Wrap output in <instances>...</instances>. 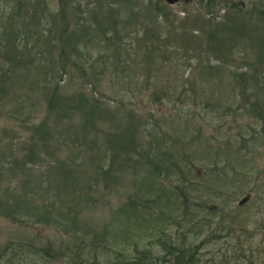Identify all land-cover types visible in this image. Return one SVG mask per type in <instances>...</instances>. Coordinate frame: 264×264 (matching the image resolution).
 <instances>
[{
    "label": "rangeland",
    "instance_id": "rangeland-1",
    "mask_svg": "<svg viewBox=\"0 0 264 264\" xmlns=\"http://www.w3.org/2000/svg\"><path fill=\"white\" fill-rule=\"evenodd\" d=\"M46 1L49 10L57 9L56 0ZM87 1L91 5L95 0H69L67 10L79 15L75 9L77 3L83 5ZM109 1L120 2V16L128 24L118 29L120 54L111 56L113 51H104L102 47L89 48L86 53L79 49L75 54L65 45L63 51L67 58L59 57L57 49L53 51L54 62L49 66L53 79L49 77V80L57 83L61 95H80L87 102L96 100L107 107L110 116L119 119L118 126L126 124L124 115L131 113L130 123H138L136 131L140 142L159 149V153L171 150V160L179 163L184 173L188 172L185 176L176 173L170 177L178 183V177H190L197 191L190 190L189 198L195 204L204 202L207 208L197 210L195 206L192 212L197 215L195 220L190 223L180 220L179 224L169 225L170 230L157 219H152L151 226L150 223L146 226L125 219V214H119V210L131 209L133 204L127 206V203L132 199L135 202L134 195L139 197L141 194V187L133 182L139 179L133 176L132 161L124 157L135 159L136 154L123 155L118 151L115 154L104 144L102 139L106 138L107 142L109 135V141L118 140V135L113 134L115 127L108 121L95 126V129L100 128L94 139L101 144V149L82 144L83 139L76 142L74 136L85 128L79 113L69 112L65 119H61L56 110L45 112L47 97L39 90L29 88L24 81L19 87V62L12 64L11 60L0 57V202H8L5 190L11 186L19 188V182L25 177L44 186L36 190L40 193L36 204L52 199L54 204L60 205L56 201H63L58 214H52L60 218L59 225L52 221H20L5 215L4 207H0V245H7L8 255L12 254V263H8L107 264L120 260L121 255L126 258L147 252L160 257L163 255L162 246L170 241L167 236L170 233L173 243L184 239L187 252L195 251L196 258L200 257L201 261L198 260V264H223L218 261L224 253L228 257L240 255L232 264H264V131L260 133L259 140L250 141V130L246 124L254 120L246 116V111L242 112L239 85L234 81L236 75L245 73L249 76L253 72L264 81V67L257 65V52L247 44L240 53L225 57L224 63H220L218 58L205 51L206 46L202 43V32L207 26L192 27L189 22L194 14L221 21L225 8H219L217 4L226 1V4L240 2L244 12L242 18L254 16L246 13L252 6L254 11L262 9L264 15V0H212L206 6L201 5L205 0H177L171 5L159 0L165 5V17L143 7L145 0ZM151 17L155 20L149 21ZM250 21L256 23L252 18ZM134 22H137V28L153 23L159 26L169 38L166 43L162 42L163 37L160 38L158 44L168 45H165L166 53L174 49L171 53H176L174 61L154 59L151 64L150 61H141L139 49H129L125 53L124 48L128 45L133 47V44L129 38L123 40L121 36L125 33L130 35L128 26ZM173 25H184V29L182 32L177 27L171 29ZM38 28L42 30L43 24ZM42 32L37 33L38 39L44 38ZM186 34L194 39L200 38L203 49L194 44L182 45ZM48 37L53 38L52 35ZM0 51H6L4 57L10 58L17 57L19 53V49L12 51L7 46L0 47ZM196 56L200 57L201 63L197 64ZM61 63L67 64L62 72ZM82 65L84 69H81ZM206 65L214 69L209 70ZM7 68H12L10 79L2 74ZM213 74L221 75L223 79L216 83V79L211 77ZM185 80L194 81L196 97L189 95ZM201 90L204 95L199 97L197 93ZM210 90L215 91V97L210 96ZM223 93L227 99L222 97ZM21 105L24 106L21 108L25 111L23 115L19 113ZM226 106L230 107L231 115L223 113ZM44 114L48 130L46 143L42 145L35 140L36 145L31 146L32 142L27 138L33 135L32 127ZM67 129L71 130L70 134ZM240 130L243 137L240 140L246 142L244 144H239L234 136ZM22 148H32L41 162L38 164V158L28 159V172L19 176L16 171L14 176L7 169V162L13 155L21 157ZM11 151L14 154L9 157ZM124 158L131 163L128 167H125ZM52 160L59 167L67 166L64 179ZM239 162H245V165L240 167L236 164ZM110 166L114 177L104 175ZM77 192L81 198H76ZM245 195L248 198L238 205V200ZM82 198L87 200L85 204ZM75 202L79 209L69 211L67 208ZM72 216L74 226L70 224Z\"/></svg>",
    "mask_w": 264,
    "mask_h": 264
},
{
    "label": "trees",
    "instance_id": "trees-1",
    "mask_svg": "<svg viewBox=\"0 0 264 264\" xmlns=\"http://www.w3.org/2000/svg\"><path fill=\"white\" fill-rule=\"evenodd\" d=\"M68 1L69 0H56L57 9L53 11L49 10L46 0H0V47L7 46V48L12 51L16 48L19 49L17 57H4L6 51H0V57H3V60H11L12 64L19 62V87H21V83L24 81L29 88L39 90L43 96L47 97L45 112L51 113L56 110L58 112L57 115L61 119H65L69 112L72 114L75 112L79 113L82 118V125L85 128L74 136L76 142H80V140L83 139L84 141L82 144L88 147L91 146V148L96 147L101 149V144L97 142L98 140L94 139L96 131L100 128L95 129V126L97 123L101 126L103 121H108L109 124L115 127L113 134L116 136L118 135V140L109 141V135L107 142L106 138L102 139L103 142L105 141L104 144L108 145L111 151L123 152V155L131 153L136 154L135 159L129 156L124 157L132 161L131 169L133 176H136L140 180H133V182H136L139 188L141 187V189H139L141 194L139 197L134 195L135 202H133V199H129L130 202L127 203V206L133 204L131 209H128L130 211L122 209L121 211L119 210V214L121 212L125 214V219H132L134 223H142L146 226L149 223V226H151L152 219H157L160 220L165 229L168 230L171 229L169 225L176 224L177 222L179 224L180 220L190 223V221L193 219L195 220L197 217L195 213H192L195 206L197 210L201 207L207 208V206L204 202L195 204V201L189 198L190 190L193 192L197 191L196 188H193L190 177H176L177 181L180 183L175 182V180L170 177L176 173L185 176L184 174L188 172L184 173V168L180 169L179 163L171 160L173 155L169 152L171 150L165 149L163 150L164 152L159 153V149L151 148L148 143L145 145L142 144L140 142L141 138L137 137L138 132L136 130L138 123H130L133 116L131 113H126L124 115L127 123L122 127L118 126L117 120L119 119L110 116L107 107L105 108L104 105L102 106L100 103L96 102V100L87 102V100L83 99L80 95L77 97L74 95H61L58 91L59 86L57 83L53 84L51 83L52 81L49 80V77L53 79V75L49 72V66L54 62L53 51L55 49H57V54L59 57L61 55V58L62 56L65 57L63 51L65 45L75 54L79 49L86 53L88 51L87 49H95L98 47H102L104 51L112 50L111 56L113 53L120 54L118 51L121 50L118 45V40H120L118 29L119 27L123 29L128 25L125 18L122 19L120 16V2L114 3L115 1L112 0L114 1L112 3L109 0H95L91 5L89 1L83 5L77 3L75 9L78 10L79 15H75L73 12L67 10ZM210 1L212 0H205L203 4L201 1L200 2L201 5L206 6ZM226 2H224V4H217L219 8H225L221 21H216L211 16L209 18H204L201 14L192 15L190 18L191 20H189L192 27L201 28L207 26L202 32L204 34V39L202 42L201 40L199 41L200 38L196 37L194 39V37L186 34L182 38V45L194 44L197 48L203 49L202 42L206 46V52L218 58L220 63H224L225 57L231 58L235 53H240L242 47L247 44L252 46L253 51L257 52L255 56V60L259 63L257 65L259 67H264V15L262 9L254 11V7H250L246 13H251L254 16H249L248 19H245L241 17L244 12L241 11L243 8L239 1L230 2L228 4H226ZM143 7L154 11L162 17L166 15L165 5L159 0H145ZM250 18L256 21V23L250 21ZM152 20H155V18L151 17L149 21ZM41 24H43L42 30L44 32V38L38 39L37 33L41 34L42 32V30L38 28ZM128 27H130V35L125 33L121 38L123 40L129 38L133 47H131V45L126 46L124 48L126 51L125 53H127L129 49L130 51H137L139 49L142 54L141 61H150L151 64H153L154 59L164 62L167 59H169V61L170 59L174 61L173 57H177L176 53L171 54L174 49L166 53L165 45L168 46L167 44H158L160 38L163 37L162 42L167 41L169 38L168 35H165V32L161 31L159 26L157 27L153 23L151 26L141 25L140 28H137V22H134ZM176 27L177 29L180 28L181 32L184 29V25H173L171 29ZM136 28L140 33H138ZM50 35H52L53 38L48 37ZM79 43H81V46ZM196 58L198 61L197 64L202 62L200 57L196 56ZM66 65V63H61V72ZM206 66L209 70L214 69L210 65ZM81 69H84L83 65ZM11 70L12 68H7L2 74L5 76L8 75L10 79L13 76V73L10 72ZM213 71L216 72L218 69ZM206 73L210 74L211 71H206ZM255 73L256 72H253V74L249 76L245 73H241L234 77V81L236 80V84L239 85L240 93L238 96L239 99L242 100L241 107L244 108L242 112L246 111V116L254 120L250 124L245 123L250 130V141L253 142L259 140L260 133L264 131V81L259 80ZM199 77L202 76L199 75ZM203 77L207 79L206 76ZM211 77L216 79V83L223 79L221 75L217 74H213ZM184 83L189 86V95L192 96V98L196 97L195 88H197V86H195L194 81L185 80ZM210 91V96L215 97V91ZM164 94H167V92L164 91ZM202 95H204L202 90L197 93L199 97ZM222 97L227 99L225 93L222 94ZM199 100H201V98ZM217 106L220 107L218 104ZM22 107L24 106L21 105V107H19V113H21V115L25 113V111L21 110ZM223 113L226 116L231 115L230 113L232 112L230 107L226 106L223 108ZM217 116L223 117L222 115ZM24 122L27 123L28 121L25 120ZM258 124H260L259 129L256 128ZM68 129L67 132L70 134L71 130ZM31 130L33 135L27 138V140H31V146L36 145L35 140H39L42 145L46 143L48 136L46 114H44L43 118L36 123ZM62 131L63 130L60 132ZM240 134L241 130L234 133L236 140H238L239 144L246 143L241 141L243 137ZM89 135H91V137H89ZM56 150H58V145H56ZM237 150H239V146ZM21 151L23 152L21 157H15V155H13L7 162L9 167L7 169L14 176L16 171L19 173V176H23V174L28 172L26 167V161L28 159L32 160L38 158V164L41 162L39 156H36L37 152L32 150V148H30V150L23 149ZM11 154H14L13 151L9 153V157ZM110 156L112 158V153ZM125 158V167H128L131 163H128ZM7 159L8 157L6 160ZM97 160L100 159L98 158ZM236 164L241 167V165H245V162L244 164L241 162ZM54 166L55 168L59 167L56 163ZM66 167L67 166L59 167L63 179L67 174ZM110 171L111 166L105 169L104 175L114 177L111 174L113 169L111 172ZM82 175H84L83 172ZM41 187L43 188L44 186H42L40 182L32 183L25 177L19 182V188L11 186L5 190V192H7L6 200L8 202L1 201L0 207H4L5 211L3 210V212L5 215L8 214L12 218H19L20 221L23 219H30L31 221L43 223L52 221V223H57L59 225V222H61L60 218L52 214L54 212H56L54 214H58L57 210L62 208L63 201H56L57 203H61L60 205L54 204L52 199H49L50 201L47 203L41 202L36 204V197L40 195L36 190L41 189ZM76 194V198H81L80 193L77 192ZM41 200H44V197ZM82 201L84 204L87 202L85 198H82ZM202 201L204 200L202 199ZM75 208H78L77 202L67 209L70 211ZM73 219L74 216L71 217L70 224L74 226L75 219ZM227 231L229 232V230ZM167 236L170 237V241L167 245L162 246L163 255L160 257H153L149 252L136 253L133 257L126 258L121 255L120 260L111 263L108 262L107 264H198L200 257L196 258L194 254L195 251L187 252L184 239L180 243H173L172 235L169 233ZM226 246L228 247L229 245ZM227 249L225 248V250ZM8 254V246L0 245V264L12 263V254ZM239 256L240 255L236 254L233 257H228L224 253L220 257V259L223 260L219 259L218 263L232 264ZM248 264L252 263L249 262Z\"/></svg>",
    "mask_w": 264,
    "mask_h": 264
},
{
    "label": "water",
    "instance_id": "water-1",
    "mask_svg": "<svg viewBox=\"0 0 264 264\" xmlns=\"http://www.w3.org/2000/svg\"><path fill=\"white\" fill-rule=\"evenodd\" d=\"M176 1H177V0H164V2L167 3V4H169V5L175 3ZM247 198H248V195H245V196L241 197V198L238 200L237 204H238V205L242 204Z\"/></svg>",
    "mask_w": 264,
    "mask_h": 264
}]
</instances>
